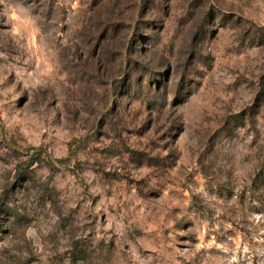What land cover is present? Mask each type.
<instances>
[{
	"label": "rangeland",
	"instance_id": "obj_1",
	"mask_svg": "<svg viewBox=\"0 0 264 264\" xmlns=\"http://www.w3.org/2000/svg\"><path fill=\"white\" fill-rule=\"evenodd\" d=\"M0 264H264V0H0Z\"/></svg>",
	"mask_w": 264,
	"mask_h": 264
},
{
	"label": "trees",
	"instance_id": "obj_2",
	"mask_svg": "<svg viewBox=\"0 0 264 264\" xmlns=\"http://www.w3.org/2000/svg\"><path fill=\"white\" fill-rule=\"evenodd\" d=\"M29 163H27V166H23V165H19L18 167V169H17V176H16V178L18 179V178H20L21 177V175L23 174V172H24V170L29 166L28 165Z\"/></svg>",
	"mask_w": 264,
	"mask_h": 264
}]
</instances>
